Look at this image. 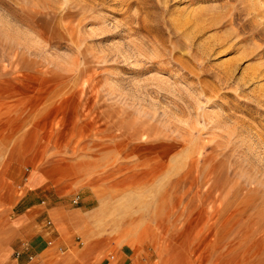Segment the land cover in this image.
Here are the masks:
<instances>
[{"label":"rangeland","instance_id":"374dc122","mask_svg":"<svg viewBox=\"0 0 264 264\" xmlns=\"http://www.w3.org/2000/svg\"><path fill=\"white\" fill-rule=\"evenodd\" d=\"M47 221L49 264H264V0H0V264Z\"/></svg>","mask_w":264,"mask_h":264},{"label":"crops","instance_id":"0c3cea01","mask_svg":"<svg viewBox=\"0 0 264 264\" xmlns=\"http://www.w3.org/2000/svg\"><path fill=\"white\" fill-rule=\"evenodd\" d=\"M30 225H31V223H30ZM26 227H27V225L25 226V228ZM49 229L50 228H45L44 222H41L40 224H38L36 226L34 224L32 225L33 232L35 230L38 235L40 234V236L43 237V241L39 240V236L34 237V238L31 237L28 240L21 241L19 243V247L17 249V251L20 252V255L18 258L15 259L16 264H49V261H46L45 259H43V255H42V253H44L46 251V249H51V248H56V247L61 246L66 251L64 244L62 242L58 241V237L53 238L52 237L53 232L48 231ZM50 239L54 240L55 246H53V247L47 246V241ZM59 242H60V244H59ZM24 244H26L27 247ZM55 251H57V249ZM29 257H32V259L29 260ZM68 261H69V259L67 258L64 261H62V263L61 262H55L52 264H65L63 262H68Z\"/></svg>","mask_w":264,"mask_h":264},{"label":"built area","instance_id":"2783aa9c","mask_svg":"<svg viewBox=\"0 0 264 264\" xmlns=\"http://www.w3.org/2000/svg\"><path fill=\"white\" fill-rule=\"evenodd\" d=\"M79 199H80V196L79 195H74L73 196V198L71 199V203L73 204V205H77L78 203H79ZM51 225H52V223L50 222V221H47L46 222V224H45V228H50L51 227ZM26 247H27V245L26 244H24ZM23 245V246H24ZM47 246H49V247H53V246H55V243H54V240H48L47 241ZM56 249H57V251L58 252H60V253H64L65 252V250L63 249V247H56ZM19 255H20V252L19 251H17L16 252V257L18 258L19 257ZM32 259V257H29V260H31Z\"/></svg>","mask_w":264,"mask_h":264}]
</instances>
